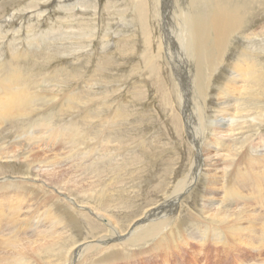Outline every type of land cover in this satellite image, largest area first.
<instances>
[{
    "label": "rangeland",
    "instance_id": "1",
    "mask_svg": "<svg viewBox=\"0 0 264 264\" xmlns=\"http://www.w3.org/2000/svg\"><path fill=\"white\" fill-rule=\"evenodd\" d=\"M161 1L162 5L159 0H0V83L11 84L8 78L18 75L25 84L32 85V92L40 91L49 97H45L47 101L40 100L25 116L8 118L10 121L0 120L2 180L24 176V171L33 175L30 164L33 158L27 150L34 147L32 150L40 153L38 156L45 162H59L57 169H52L58 171L56 176L48 175L47 182L60 188L66 184L67 191L63 190L66 194L98 204L101 208L110 205L107 213L121 229H128L146 210L163 203L171 195L177 183L189 173L198 149L196 144L200 141L202 149L206 148L203 150L204 160L207 152L218 159L215 153L220 148L230 149L236 155L252 146L258 147L257 151H264V0H187L194 5L195 12L206 14L209 21L223 10L237 13L241 23L240 30L233 32L224 42L223 63H219L215 48L209 50V57H213L212 67L216 64L217 67L210 73L203 69L198 95L193 92L192 62L177 43L176 34L172 33L179 25L178 15L184 0ZM162 11L167 23L165 34L170 37L171 31L173 37L168 46L172 48L176 44L172 49L177 50L174 56L178 73L186 94L191 96L190 101L195 99L191 101L192 111L187 119L184 118L185 110L183 112L174 81L171 59L167 51L162 50L160 54L157 48L162 28L158 13ZM215 35L212 29L208 42L211 46ZM248 56L255 61L259 79L253 80L248 90L236 94L239 99L235 104L231 95L220 96V88L235 76L234 68L238 61L248 59ZM211 75L212 84L208 81ZM183 98L187 103L188 99ZM205 98L207 104H204ZM49 108L52 110L47 111ZM220 117L224 128L221 134L216 135L212 125ZM37 120H46L59 130L50 138L47 135L52 133L48 128L37 126ZM44 129L47 135L42 133ZM62 129L69 131L65 134ZM39 132L45 136L42 140ZM68 132L72 142L67 139ZM225 134L227 139L223 138ZM218 136L223 146L217 144ZM94 147L102 150L95 155L94 164L87 171L70 161L76 152L81 155L78 161L83 160L86 151ZM79 148L81 151H76ZM109 150H114L112 162L106 159ZM117 153L119 159L116 162ZM22 155L28 159H22ZM103 157L106 161H102ZM220 158L217 160L220 178L216 181L219 186L212 184L215 175L203 168L181 204L173 209L174 213L170 214V211L167 215L170 219L165 227L172 229L181 221L184 224L181 230L184 232L186 229L185 233L180 230V238L170 244L167 253L156 251L143 255L142 260H130L128 264H239L240 261L232 260L235 253L227 255L212 236L202 244L192 239L183 242V236L188 239L194 233L192 230L203 223L201 217H208L205 210L209 203L206 199L214 195L221 198L224 193V178L221 177H224V170L225 173L231 170L230 167L224 169L225 164H235L237 157H228L227 161L223 157L222 162ZM45 178L43 175L38 180ZM7 180L9 184L13 182ZM216 188L215 193L213 190ZM44 190L49 192V189ZM208 191L212 193L208 194ZM50 195L58 197L55 192ZM60 200L66 203L63 198ZM84 215L78 216L77 226L71 230L76 239H94L103 233L102 229L95 230V226H91L93 223L102 227L101 221L91 215L87 219ZM114 244L117 245L116 242ZM229 248L234 249L232 245ZM98 251L96 249L93 253ZM90 256L86 257V264H92Z\"/></svg>",
    "mask_w": 264,
    "mask_h": 264
},
{
    "label": "bare ground",
    "instance_id": "2",
    "mask_svg": "<svg viewBox=\"0 0 264 264\" xmlns=\"http://www.w3.org/2000/svg\"><path fill=\"white\" fill-rule=\"evenodd\" d=\"M186 1L187 0H184V6L180 10L178 15L180 17L179 25L177 29L172 33L176 34V36H174L178 38L177 43L181 45L185 56L189 57L192 62L191 70H193V77L191 80L194 89V91H192L195 92L196 95H198L199 78L202 74L203 69L210 73L212 72V69L215 70V68L217 67V64L216 66H214L215 68L212 67L213 57H209V50L215 48V52L220 57L219 63H223V57L225 54L223 52L225 46L224 42L225 40L227 41L228 37H230L234 33H237L236 31L240 30L238 28L241 27V23L239 24L240 17L237 13L232 14L228 13L227 11L224 12L223 10L218 11L219 3L217 5L218 12L215 14L213 20L209 21V18H207L205 14L206 11L204 12L205 15L195 12L194 5L190 4L191 2L188 3L189 1ZM159 2V4L162 5V1L159 0ZM158 14H160L162 24L157 43L158 52L162 50L167 51L168 56L171 59L173 70H175V72L173 71L174 81L176 83L179 99L182 103L183 112L185 110L184 118L187 119L188 114L192 111L190 109V106L193 99L190 101L191 96L186 94L184 82L178 73V64H176L177 60L174 56L175 51L177 50L176 48L174 50L172 49L176 44L174 43V46L172 48L171 46H168L173 40V37L170 33L171 31L169 32L170 37L165 34V28L167 25V23H165L166 17L164 18L163 11ZM212 29L216 34L213 39V43H211L213 46L208 44V42H210L209 40L212 37ZM212 55L217 56L216 54ZM180 57H182V54ZM249 58L253 59L252 57L248 56V59H240L238 61L234 68L235 76H233L230 80L228 79L225 87L220 88V96L226 95L227 97V95H231L234 99L233 101L235 102V104L239 99L236 94H238V92L242 93L244 92V90H248L252 85L251 82L253 80L255 81L259 79V77L257 76L258 69L256 64L254 63L255 61L253 62ZM146 66H149V64L147 63ZM259 74H261V72ZM207 76L209 77V75ZM212 77L213 76L211 75V78L208 79L210 83L212 81ZM7 81H9V83L11 84L2 82L0 83L1 121L2 119L9 120L8 118L11 119L13 117H22L27 115V113H29V111L33 109L34 105H38V103H40V100L45 99V97L47 96L43 95L40 91H37L35 93L32 92L30 89L32 85L28 83L25 84L21 76L19 77L17 75L16 77H10ZM183 97H186L188 99L187 103L184 101ZM193 101H195V99ZM203 101L204 104H207L206 98L205 100L203 99ZM223 103L224 102H222V104ZM197 109L199 110V108ZM48 110L52 109L49 108L47 109V111ZM244 110L245 109H243V111ZM236 111L237 110H235V112ZM221 118L222 117H220L218 122L215 121L214 125H212L214 128V133L216 135L221 134L224 128L223 124L221 123L223 119ZM45 122L47 121L37 120L35 124L37 126H40V128H48L49 132H51L52 134H45V129L41 130L42 133L50 138L54 137V135L56 134V130L59 129H55L53 127V124L49 122L43 125ZM186 124H188L187 120ZM229 130L231 134L232 131L231 129ZM63 131H65L64 133L66 134V132L69 130ZM40 132L38 134H40L41 136L42 133ZM38 134L34 133L36 137L38 136ZM226 134L223 138H226ZM228 136L229 135H227V137ZM40 138V140H42L43 138H45V136H41ZM196 138L199 139V137ZM217 138V144L223 146V142L220 136H218ZM67 139L71 140L72 142L73 138L72 136H70V132H68L67 134ZM194 141H196V139ZM196 145L198 149L193 159L192 166H190L191 169L189 173L177 183L174 191L163 203H160L157 206L146 210L144 214H142L133 223H131L130 226L128 225V229H121L119 224L114 221V218H112L109 213H107L106 209H111L110 205L103 206L102 208L98 204H95V206L94 204H91L84 199L81 200L77 197H74L70 193L66 194L64 192L68 189V186L66 184L64 186H61L60 188L53 183L47 182L46 179L48 175L56 176L58 171L52 169H57L56 167L59 165V162H57L56 164H51L55 161H50L49 163H47L42 159L41 156H38L40 153H35L34 150H32L34 147L28 149L27 151L29 152V154H32L31 157L33 158V161L30 163L32 165L31 169H33L34 171L33 175L30 174V172L24 171V176L22 175L19 177H8L7 179L13 181L11 184L6 182L8 181L7 179L2 180L3 178L0 177V264H86L87 262L85 261V259L87 260L86 257L88 255H91L90 263L92 264H117L118 262L124 261L128 264L130 260H142L141 258L143 255L155 253L156 251L167 253L168 249H170V244L172 242H177L175 240L179 237V234H181L180 232L182 231L181 229L184 225L181 224V221H179L178 223H175V225H173L174 227L172 229H168L167 227H165V225L167 224V220L170 219V217L168 219V213L170 211V214L174 213L172 212L173 209H176L177 206L181 204L180 202H182L186 193L194 187V183L196 182V180L194 182V178H196V176L203 172V168H206L210 172V174L213 173V176L215 175V181L213 180L212 184L219 186V184H216V181L219 177V173H217V170L219 169V161L217 160H219L220 157L221 162L223 160V157L226 158V161L228 160V157H237L235 164H225L224 169L230 167V172L228 171L227 173H225V170L223 169L224 172L222 176L224 177L221 178H224L222 187L224 193L221 198L217 195H214L211 196V198L208 197L206 199L207 203H209V205L207 206L208 208L205 210L206 213H208V217H201L203 223L196 227L194 231L192 230V232L194 233L190 235L188 239H186V236H183V242L186 243L188 242V240L192 239L195 242L198 241L199 243L201 242L200 244H202V241H206V239H210V237L212 236L214 242L218 245H221L225 249V252H227V255L233 252L235 253L236 256L232 255V260L234 262L240 261L238 262L239 264H264V258L262 257V253L264 250V151H257L258 147L254 148L252 146L248 147L246 152L236 155L235 152L230 149L227 150L220 148L217 150L218 153H215L216 157H219L218 159L215 158V155L212 156V154L207 152L204 153L206 157L204 160L203 150L206 151V148L202 149L201 141ZM101 146L103 145L101 144ZM3 150L4 148H1V151ZM100 150H102L101 147L100 149L95 147L91 148L90 150L86 151L87 153L83 156V160L81 161H78L81 156L78 155L79 152H74L75 154L71 153V155H73L71 156L72 158L70 161L80 166L84 171H87L89 167L94 164L92 163L93 158H95V155ZM76 151H81V149L79 148ZM113 151L114 150L108 151V153L110 154L109 156V154L107 153L108 157L106 159L108 161L111 160L112 162V157H114ZM224 153H227V155H225ZM115 156V160L117 162V160L119 159V157H117L118 153ZM22 159L27 160L28 156H23ZM104 160L105 157L102 158V161ZM43 175L46 176V178L38 180V178H40L41 176L43 177ZM76 185H78L77 182ZM45 188L49 189V192H45ZM74 190L76 191V189ZM50 191L55 192L58 197H52L50 195ZM213 191L216 193L217 188ZM210 193L212 192L208 191V194ZM217 194L219 195V192ZM61 198H63V200H66V203L62 202L60 200ZM259 210H261V212H259ZM81 212L82 214H85L84 217L86 216L87 219H90L88 218V215H91L98 221H101L105 228L103 227V225L101 227V225L93 224L92 221L90 223H92L91 226H95V230L102 229L103 233L99 234L94 239H87L88 237L85 239H76L75 236L71 234V230L72 228L74 229V226H77V220L79 219L78 216L82 215L78 213ZM173 218L174 217L172 216V219ZM185 230L184 232H182L185 233ZM149 240L153 241L150 242ZM114 242H116L117 245H115ZM144 243L147 244L143 247L142 244ZM186 245L188 246V244ZM230 245H232L234 249L231 250V248H229ZM96 249H99V251L95 252L94 254L93 252ZM202 249L203 248L199 250V255L202 253ZM248 250L250 251V253Z\"/></svg>",
    "mask_w": 264,
    "mask_h": 264
}]
</instances>
